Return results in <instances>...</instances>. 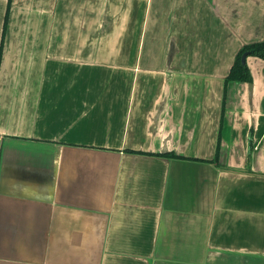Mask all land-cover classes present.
I'll return each instance as SVG.
<instances>
[{"label": "crops", "instance_id": "0c3cea01", "mask_svg": "<svg viewBox=\"0 0 264 264\" xmlns=\"http://www.w3.org/2000/svg\"><path fill=\"white\" fill-rule=\"evenodd\" d=\"M7 5L0 264H264V0Z\"/></svg>", "mask_w": 264, "mask_h": 264}, {"label": "trees", "instance_id": "16d2710c", "mask_svg": "<svg viewBox=\"0 0 264 264\" xmlns=\"http://www.w3.org/2000/svg\"><path fill=\"white\" fill-rule=\"evenodd\" d=\"M9 5H10V0H8L7 10L5 13V18H4L3 33H2L3 35H4V31L6 29V21H7ZM1 48H2V41H1V45H0V51H1ZM245 52L249 53V55L251 57H255V58L264 60V38L260 42L243 45L239 49V51L236 53L234 60H233V63L229 69V72L224 79L223 102H224L225 97H226V85L229 82H247V83L251 82V74L247 68V65L242 64L240 62L241 55ZM251 139H252V137L250 136L249 145H248V167L250 166L251 152H252V140ZM217 155H218V151L216 153L215 159L212 161H208V162H211V163H214L215 165H217V162H216L217 161ZM158 156L164 157V158L184 159L183 157H179V156L174 155L172 153H165V154H161ZM198 161L204 162L202 160H198Z\"/></svg>", "mask_w": 264, "mask_h": 264}, {"label": "water", "instance_id": "95a60500", "mask_svg": "<svg viewBox=\"0 0 264 264\" xmlns=\"http://www.w3.org/2000/svg\"><path fill=\"white\" fill-rule=\"evenodd\" d=\"M249 56V53H244L242 56H241V63L242 64H245L246 62V58Z\"/></svg>", "mask_w": 264, "mask_h": 264}, {"label": "flooded vegetation", "instance_id": "af4514ba", "mask_svg": "<svg viewBox=\"0 0 264 264\" xmlns=\"http://www.w3.org/2000/svg\"><path fill=\"white\" fill-rule=\"evenodd\" d=\"M245 53H247V52H245ZM243 54H244V53H243ZM243 54H242V55H243ZM242 55H241V56H242ZM249 56H250V55H249ZM249 56H248V57H249ZM246 59H247V58H246ZM240 62H241V58H240ZM245 64H246V62H245Z\"/></svg>", "mask_w": 264, "mask_h": 264}]
</instances>
